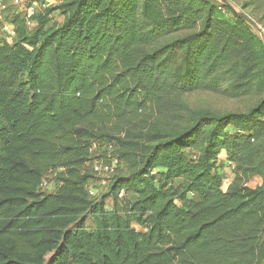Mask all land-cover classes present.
<instances>
[{
  "label": "trees",
  "instance_id": "trees-1",
  "mask_svg": "<svg viewBox=\"0 0 264 264\" xmlns=\"http://www.w3.org/2000/svg\"><path fill=\"white\" fill-rule=\"evenodd\" d=\"M54 11L62 22L51 23ZM215 14L207 0H63L9 21L0 264H264V102L200 112L182 132L149 128L176 95L241 96L264 73V56ZM107 141L128 167L110 183L112 210L108 195L87 192L93 144ZM222 154L234 164L228 190ZM59 170L57 190H40ZM255 176L263 182L253 188Z\"/></svg>",
  "mask_w": 264,
  "mask_h": 264
},
{
  "label": "rangeland",
  "instance_id": "rangeland-1",
  "mask_svg": "<svg viewBox=\"0 0 264 264\" xmlns=\"http://www.w3.org/2000/svg\"><path fill=\"white\" fill-rule=\"evenodd\" d=\"M63 0H0V25L3 29L5 22L13 21L15 16H21L30 19L28 15L29 9L35 4H47L43 8H37L38 12H44L47 7L59 6ZM216 8L217 14L215 18L224 20L233 26L242 37L247 40L250 46L257 54L264 56V0H228L232 6L227 5L224 0H207ZM239 13L248 15L254 22L255 26L245 21L239 16ZM51 23H60L63 21V15L60 11H54L51 14ZM3 21V23H2ZM31 22V21H28ZM1 29V27H0ZM181 34H176L161 41L157 46H163L174 39L180 37ZM175 105H172L168 110L167 116L155 117L149 125L150 129L159 128L164 132H182L189 128L193 122L196 114L200 112H207L212 114H225L229 112L242 113L249 112L256 108L260 103L264 102V73L260 72L256 76V81L252 85V90L245 95L234 96L231 92L226 90H196L188 93L176 95L174 97ZM106 144L101 143L93 153L95 161L104 163H111L113 151L107 150ZM195 153V152H194ZM196 154V153H195ZM221 161L217 164L219 172L223 176V189L228 190V187L234 179V164H229L225 154H222ZM89 163L88 168H90ZM128 173L127 165L120 161L117 166L116 173L110 178L94 177L91 181L98 194L96 197L108 195L106 198V208L111 210L114 208V201L110 194V183L115 175H125ZM61 175V171H57L44 178L45 185L40 187V190L49 193L53 192L54 186L57 183V177ZM99 176V175H98ZM263 179L255 176L249 182L250 187H257L262 184ZM193 198L194 196H190ZM118 211L123 213V209L118 206ZM90 220L87 221V226L91 227Z\"/></svg>",
  "mask_w": 264,
  "mask_h": 264
},
{
  "label": "built area",
  "instance_id": "built-area-1",
  "mask_svg": "<svg viewBox=\"0 0 264 264\" xmlns=\"http://www.w3.org/2000/svg\"><path fill=\"white\" fill-rule=\"evenodd\" d=\"M40 6L43 8L44 6L46 7L48 5L43 3V4H39L37 7H33L32 6L29 9V11H28V15L32 16L35 13H37L38 12L37 8L40 7ZM3 31L6 32V33H10L13 36H16V31L14 29V26L10 22H5L3 24ZM105 144H106L105 148H107V150H110V151H113V152L116 153V146H115L114 142H112V141L108 142L107 141V142H105ZM98 145H99L98 142H94L92 152L95 151V149L97 148ZM110 158H111V163H104V162H101V161L100 162L99 161L93 162V160H92L91 162H89V163H92L90 165L89 170L95 176L99 175V176H103L105 178H110L111 176H113L116 173L117 166L120 164V161H121L117 154H113L112 156H110ZM89 163H88V166H89ZM229 164H233V163L229 161ZM45 184L46 183L44 182V179H43L41 186H43ZM87 192H88V194H89V196L91 198H95L96 197V193H95V191L93 190L92 187L88 186L87 187ZM119 195H120V197H123L124 196V192L122 191Z\"/></svg>",
  "mask_w": 264,
  "mask_h": 264
},
{
  "label": "crops",
  "instance_id": "crops-1",
  "mask_svg": "<svg viewBox=\"0 0 264 264\" xmlns=\"http://www.w3.org/2000/svg\"><path fill=\"white\" fill-rule=\"evenodd\" d=\"M38 6V3H35L34 5H33V7H37ZM2 23H3V21H2ZM36 26H37V24H36V22L35 21H31V22H28V28L29 29H35L36 28ZM0 27H1V29H0V39H5V40H7L8 42H13L14 40H15V38H14V36L12 35V34H10V33H6V32H4L3 31V29H2V26L0 25ZM100 144V143H99ZM99 146V145H98ZM97 149V148H96ZM95 149V150H96ZM95 151H93V153H94ZM87 166H88V164H87ZM96 177V176H95ZM98 178L100 177V178H105V177H103V176H97ZM89 186L90 187H92L93 188V190L95 191V193H96V196H97V194H98V192H97V190L93 187V186H91V182H90V184H89ZM55 188H53V192H55L56 190H57V188H58V182L56 183V186H54ZM49 193H51V191L49 192ZM120 205V208H122L123 209V207H122V204H121V202H118V204L116 205V207H117V209H118V206ZM114 207H115V204H114ZM112 210V209H111Z\"/></svg>",
  "mask_w": 264,
  "mask_h": 264
},
{
  "label": "water",
  "instance_id": "water-1",
  "mask_svg": "<svg viewBox=\"0 0 264 264\" xmlns=\"http://www.w3.org/2000/svg\"><path fill=\"white\" fill-rule=\"evenodd\" d=\"M224 2L229 5V6H232L231 3L228 1V0H224ZM239 16L244 19L245 21L249 22L250 24L252 25H256L255 22L248 16V15H245L243 13H239Z\"/></svg>",
  "mask_w": 264,
  "mask_h": 264
}]
</instances>
